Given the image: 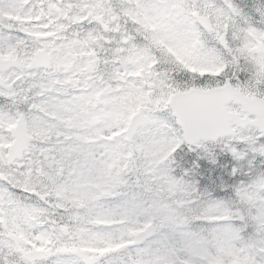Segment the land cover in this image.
Wrapping results in <instances>:
<instances>
[{"label": "snow or ice", "instance_id": "6c2138e0", "mask_svg": "<svg viewBox=\"0 0 264 264\" xmlns=\"http://www.w3.org/2000/svg\"><path fill=\"white\" fill-rule=\"evenodd\" d=\"M0 264H264V0H0Z\"/></svg>", "mask_w": 264, "mask_h": 264}]
</instances>
